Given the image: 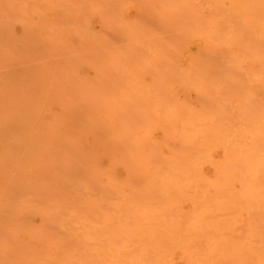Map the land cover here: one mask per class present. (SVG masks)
<instances>
[{"label":"bare ground","instance_id":"obj_1","mask_svg":"<svg viewBox=\"0 0 264 264\" xmlns=\"http://www.w3.org/2000/svg\"><path fill=\"white\" fill-rule=\"evenodd\" d=\"M0 190V264H264V0H0Z\"/></svg>","mask_w":264,"mask_h":264},{"label":"rangeland","instance_id":"obj_2","mask_svg":"<svg viewBox=\"0 0 264 264\" xmlns=\"http://www.w3.org/2000/svg\"><path fill=\"white\" fill-rule=\"evenodd\" d=\"M69 168H70V170H69ZM76 168H77V166L74 164V163H72L71 162V164L69 165V167H68V169H67V171H66V174H67V176L69 177V179H74V180H76L77 179V170H76ZM74 170V171H73ZM71 171V172H70ZM73 173H75V174H73ZM74 175H75V177H74ZM71 176H73V178H70ZM76 178V179H75ZM16 186V185H15ZM20 186V185H19ZM18 185L16 186V188H18L19 187ZM2 190H0V192H1ZM9 204V205H8ZM8 205V206H7ZM7 205H6V207L5 206H3L4 207V209H5V213H6V211L7 210H10V214L12 213L11 211H12V207H9V206H11L10 205V203H7ZM2 207V208H3ZM10 208V209H9ZM9 211H7V213H8ZM6 213V214H7ZM9 215V214H8Z\"/></svg>","mask_w":264,"mask_h":264}]
</instances>
